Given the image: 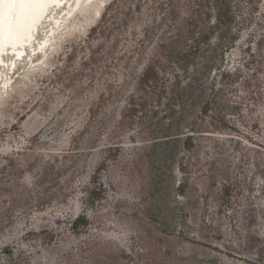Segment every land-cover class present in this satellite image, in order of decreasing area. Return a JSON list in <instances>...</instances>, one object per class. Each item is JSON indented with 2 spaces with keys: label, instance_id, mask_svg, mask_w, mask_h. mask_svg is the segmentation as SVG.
<instances>
[{
  "label": "rangeland",
  "instance_id": "374dc122",
  "mask_svg": "<svg viewBox=\"0 0 264 264\" xmlns=\"http://www.w3.org/2000/svg\"><path fill=\"white\" fill-rule=\"evenodd\" d=\"M111 1L77 16L44 54L0 69V264H264V0H232L244 33L226 61L240 73L220 90L224 125L203 129L218 136L197 137L190 153L171 146L173 158L165 146L132 145L150 139L148 120L127 119L122 107L149 46L173 37L170 10L179 16L186 2L136 9L129 0L105 40L92 29ZM220 75L205 79L206 98ZM209 145L214 159L205 161ZM223 180L232 190L221 204ZM73 204L91 216L78 233Z\"/></svg>",
  "mask_w": 264,
  "mask_h": 264
},
{
  "label": "trees",
  "instance_id": "16d2710c",
  "mask_svg": "<svg viewBox=\"0 0 264 264\" xmlns=\"http://www.w3.org/2000/svg\"><path fill=\"white\" fill-rule=\"evenodd\" d=\"M128 1L112 0L107 5L99 24L92 29L94 36L103 37L105 40L110 38L112 28L109 25H116L120 11L129 10ZM184 1L186 4L179 16L173 7L170 10V22L174 24L166 36L173 37L165 40L164 34V37H158V43L149 46L146 56H150L151 61L148 59L141 64L136 86L132 88L122 107V113L126 114L127 119L138 113L146 118L145 121L148 120L146 126L149 127L150 139L131 142L132 145L142 146L141 150L145 146L148 152L165 146L172 158L174 154L169 148L171 146L178 147L181 144L183 151L190 153L197 147L199 142L197 137L218 136L215 132L203 129H208L205 124L207 120L211 121L208 126L216 131L224 125L220 90L234 85L236 83L234 78L240 73L239 63L228 64L226 56L234 50L244 33L240 30L242 22L234 15L232 0ZM136 2L135 8L139 9L142 0ZM155 46L157 48H154ZM170 64L175 68V72L168 78L169 76H163V68ZM214 70L221 73L218 81L220 86L213 84L212 95L206 98L204 81L211 78ZM223 79L226 81H222ZM227 80H230V84ZM160 108L165 111H159ZM118 117L122 119L124 115L119 114ZM109 148L116 146L110 145ZM212 152L209 145L202 151L200 158L204 157L205 161L214 159L211 158ZM184 171V166L177 168V172L181 174H184ZM226 181L215 182L218 190L215 200L221 204L228 199L232 190L231 183ZM183 182L185 183L181 180L177 184L179 188L177 196L185 197L181 190L184 188ZM95 192H92L91 196L96 194ZM71 210L70 231L78 233L82 229H88L90 214L80 212L75 204ZM46 232L50 234V231ZM123 255L127 256L126 253Z\"/></svg>",
  "mask_w": 264,
  "mask_h": 264
},
{
  "label": "bare ground",
  "instance_id": "6f19581e",
  "mask_svg": "<svg viewBox=\"0 0 264 264\" xmlns=\"http://www.w3.org/2000/svg\"><path fill=\"white\" fill-rule=\"evenodd\" d=\"M100 1L102 0H39L28 6V11L23 17L19 14L18 6L0 4V15L3 20L0 25V69L13 72L12 67L16 66V62H26L28 58L31 59L32 53L44 54L51 41H58L60 30L70 28L77 16L83 17L86 10L96 7ZM56 9L59 12L51 17ZM50 17L52 19L48 24L49 30L42 41L34 47L35 34ZM27 50L31 52L27 53ZM5 55H11L10 63L4 61Z\"/></svg>",
  "mask_w": 264,
  "mask_h": 264
},
{
  "label": "snow or ice",
  "instance_id": "6c2138e0",
  "mask_svg": "<svg viewBox=\"0 0 264 264\" xmlns=\"http://www.w3.org/2000/svg\"><path fill=\"white\" fill-rule=\"evenodd\" d=\"M37 2H39V0H0V4L8 3L14 7L18 6L19 14L21 17H23L27 13L29 5ZM13 16H15V12L13 13ZM2 23V15H0V25H2Z\"/></svg>",
  "mask_w": 264,
  "mask_h": 264
}]
</instances>
